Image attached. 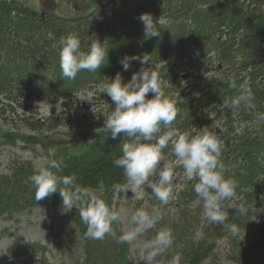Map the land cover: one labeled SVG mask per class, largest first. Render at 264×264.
Returning <instances> with one entry per match:
<instances>
[{
  "label": "trees",
  "instance_id": "obj_1",
  "mask_svg": "<svg viewBox=\"0 0 264 264\" xmlns=\"http://www.w3.org/2000/svg\"><path fill=\"white\" fill-rule=\"evenodd\" d=\"M131 3L128 7L118 5L116 10L110 5L93 16L70 23L47 16L21 17L17 7L0 2V119L6 125L18 120L20 126L30 131L52 129L59 125L56 120L34 118L36 104L43 101L68 104L79 93L95 91L106 97L111 107V98L101 85L117 72L127 82L134 72L146 66L133 60L124 71L120 61L125 56L149 55L150 66L164 82H171L181 73L202 76V68L210 56L224 78L201 90L198 108L203 111L219 108L214 131L223 140L221 160L227 168L225 175L238 181L237 198L247 201L248 209V214L242 216L233 215L235 210L228 209L229 220L239 225L241 231L245 228V237L243 241L239 237L229 238L226 245L218 246L215 241L228 235L222 226L184 213L187 225H193V229L197 226L196 236L202 231L204 238L182 244L177 251L182 256L181 264H203L219 248H224L225 259L231 264H264V122L257 119V113H264V0H166L152 6V12ZM142 13L165 18L164 23L157 22L159 37L144 36L139 20ZM73 33L80 38L82 50L87 51L96 38L104 41L109 50L106 64L98 73L85 70L76 79L67 80L61 75L59 40ZM229 78H234L237 85L249 80L254 107L242 106L235 112L225 109L234 118L226 123L227 132L222 136L220 107L224 99L237 94L236 89L229 87ZM72 117L66 120L67 127H84L86 118ZM187 124L176 128L182 130ZM128 140L126 136L100 139L78 159L66 160L63 168L67 172L60 174L76 175L77 183L92 191L102 184L107 193L112 192L113 184L125 183L123 170L114 167L112 161L122 154L120 145ZM170 149L171 145L164 150L167 158H173ZM33 174L20 168L11 172V177L0 175V220L45 204L61 209L59 192L36 201L35 189L29 180ZM195 183L183 180L181 191L174 197L179 196L183 204L199 199L193 191ZM150 201L159 204L155 199ZM194 212L203 215L202 201ZM63 217L73 229L71 238L79 248L70 264H130L125 259L127 243H118L112 236L103 240L86 238L87 226L81 222L75 207L63 213ZM189 226L187 229L191 230ZM113 228L119 237L117 223ZM47 252L48 248L39 242L14 244L0 261L17 264L38 259L48 264Z\"/></svg>",
  "mask_w": 264,
  "mask_h": 264
},
{
  "label": "clouds",
  "instance_id": "obj_2",
  "mask_svg": "<svg viewBox=\"0 0 264 264\" xmlns=\"http://www.w3.org/2000/svg\"><path fill=\"white\" fill-rule=\"evenodd\" d=\"M139 20L143 24L144 36L159 37L157 22L150 13H142ZM60 68L64 79L74 80L81 71L98 73L107 61L109 47L96 38L87 51L82 50L81 40L75 33L59 40ZM133 60H139L142 66L134 72L127 82L119 72L108 82L101 85L105 94L114 105L111 113L104 120V128L115 139L121 134L129 138L120 145L121 155L113 159L112 164L123 170L125 183L113 184L116 193L130 191L135 201H159L160 207H140L129 211L125 207L109 205L104 198L87 187L77 183L76 175H61L63 162L46 159L35 174L29 177L35 189L36 201H41L59 192L61 212L68 213L74 207L79 210L80 220L85 224V237L103 240L112 236L118 243L138 240L144 233L153 229L162 219L161 207L174 199L175 162L169 161L164 150L171 145V154L182 165L183 178L186 182L196 181L193 191L202 201L203 217L211 224L222 226L228 235L217 239L218 246L226 245L229 238L245 237V228L231 223L228 209H234L233 215L248 214L247 201L238 200L236 179L226 176L227 168L221 160L223 140L207 127L196 135L181 132L172 127L177 116L176 100L165 95L164 81L157 71L150 66V56H125L121 59L124 71ZM228 85L236 89L237 94L223 100V109L238 111L242 106L254 107V94L249 80L237 85L234 78L228 79ZM152 93L151 98L148 94ZM91 92L81 94L80 101L89 102ZM50 115L54 107L56 115L64 111L62 103L54 105L43 101ZM259 122H264V113H257ZM164 129L162 132L161 129ZM124 225L121 235L116 237L113 224ZM198 239H203L199 232ZM170 228H160L155 237L142 244L141 253L145 264H152L155 258L173 244ZM182 256L176 254L170 264H181Z\"/></svg>",
  "mask_w": 264,
  "mask_h": 264
},
{
  "label": "rangeland",
  "instance_id": "obj_3",
  "mask_svg": "<svg viewBox=\"0 0 264 264\" xmlns=\"http://www.w3.org/2000/svg\"><path fill=\"white\" fill-rule=\"evenodd\" d=\"M1 1V0H0ZM19 8L23 12L36 14L49 17L61 16L71 20H75L81 15H84V11L91 9L92 4L94 7L100 8L101 4L108 2L110 5L117 0H14ZM136 2L142 8H151L152 6H159L166 0H136ZM106 7V6H105ZM86 14V13H85ZM158 21L164 22L165 18H161ZM205 75L193 76L188 73H181L178 77H175L171 82H164V93L168 97H172L176 100V107L178 108L177 116L172 124V127L180 126L185 122V117L189 118V123L185 127L183 132H189L197 134L205 128L201 124L209 120L210 123L206 126L209 130L216 126V122H213L214 116L212 115V109H206L205 111L194 110L199 106V97L201 90L204 87L207 89L208 85H212L214 82H219L224 78L222 72L217 69V63L209 56L205 66L202 68ZM92 93L88 97L89 102L80 101L81 94L76 95L68 104L62 103L64 111L59 115H56L55 108L50 110V115L46 109L44 103L36 104V114L34 116L38 121L53 119L58 122L55 128L39 131H30L29 129L22 127L16 120L14 124L6 125L0 119V175L11 176V172L16 169L22 168L24 172H36L37 168L44 163L46 159H57L63 162L73 161L85 154L91 146L98 142L100 139L110 137V133L104 128V120L111 113L114 105L108 106L109 100L102 97L95 91H89ZM87 94V93H86ZM152 93L148 95L151 98ZM195 98H194V97ZM201 98V97H200ZM51 103V104H55ZM61 103V102H57ZM189 107H183L184 104H189ZM192 108V109H191ZM191 109V111H190ZM223 110V107H222ZM70 111V113H68ZM72 113V114H71ZM87 115V116H86ZM208 116L204 119V116ZM72 116H82L86 120L83 128H72L66 126V120L68 118H74ZM85 116V117H84ZM12 121H10L11 123ZM64 122V123H61ZM193 123L196 124L195 128L201 127L196 133V129L193 127ZM87 125V126H86ZM90 125V127H89ZM194 128V131L192 132ZM224 136L226 130L223 129ZM161 131L164 129L162 127ZM214 131V130H213ZM120 136H123L121 134ZM169 161L175 162V177L174 184L175 194L181 191L180 183L184 180L183 168L179 161L173 156L168 157ZM62 172H67L63 168ZM98 189L94 190L97 195L101 196L106 202L117 208L125 207L129 211H134L136 208L145 207L151 208L153 206L160 207V204L151 201H135L132 194L129 193L127 198L124 194H119L114 191L106 192L102 187V184H98ZM114 192V193H113ZM175 196V195H174ZM170 203L161 207L162 219L159 223L148 232L144 233L138 240L127 242L128 252L125 259L130 264H145V260L141 253L142 244L146 240H150L155 237L157 231L160 228H170L173 234V244L164 253L157 256L152 264H170L173 256L178 254V247L185 245L191 240H197V236L194 231L198 230L196 226L193 229V225L189 226L184 219V213L186 216H197L199 219H203L201 213L194 212L199 206L200 198L194 202H186L183 204L179 200V196L174 197ZM177 200V202H175ZM197 213V214H195ZM188 226L191 230L187 229ZM117 228L122 232L124 225L117 223ZM72 228L66 222L63 217L61 209L55 205L47 204L40 207H29L28 210L23 213L15 214L11 217H3L0 220V258L4 256L5 251L12 246V244H26L31 242H39L48 248L46 259L48 264H70L74 255L79 253V248L73 243L71 238ZM73 235V233H72ZM75 235V233H74ZM71 240H70V238ZM178 238L179 241L176 239ZM226 252L224 248H219L214 253V256L203 264H231L230 261L225 259ZM0 264H7L2 263ZM18 264H43L38 259L25 262L22 261Z\"/></svg>",
  "mask_w": 264,
  "mask_h": 264
},
{
  "label": "water",
  "instance_id": "obj_4",
  "mask_svg": "<svg viewBox=\"0 0 264 264\" xmlns=\"http://www.w3.org/2000/svg\"><path fill=\"white\" fill-rule=\"evenodd\" d=\"M128 195V194H127Z\"/></svg>",
  "mask_w": 264,
  "mask_h": 264
}]
</instances>
